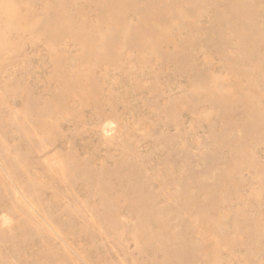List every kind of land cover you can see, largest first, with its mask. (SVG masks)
Segmentation results:
<instances>
[{"label": "rangeland", "instance_id": "1", "mask_svg": "<svg viewBox=\"0 0 264 264\" xmlns=\"http://www.w3.org/2000/svg\"><path fill=\"white\" fill-rule=\"evenodd\" d=\"M0 264H264V0H0Z\"/></svg>", "mask_w": 264, "mask_h": 264}]
</instances>
